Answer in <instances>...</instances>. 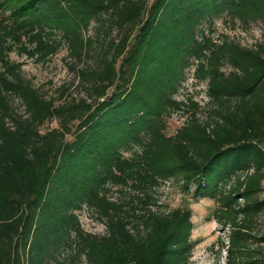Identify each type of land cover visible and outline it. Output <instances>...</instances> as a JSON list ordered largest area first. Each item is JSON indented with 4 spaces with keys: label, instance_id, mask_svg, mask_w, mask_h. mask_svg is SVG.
<instances>
[{
    "label": "trees",
    "instance_id": "obj_1",
    "mask_svg": "<svg viewBox=\"0 0 264 264\" xmlns=\"http://www.w3.org/2000/svg\"><path fill=\"white\" fill-rule=\"evenodd\" d=\"M6 12L0 264H192V209L155 208L169 179L214 202L209 218L229 230L224 264H264V42L205 33L218 18L264 23V0H0ZM64 44L84 64L85 93L57 103L9 53L45 61ZM192 65L207 81V119L175 97ZM189 108L168 135L167 118ZM84 208L103 234L83 229Z\"/></svg>",
    "mask_w": 264,
    "mask_h": 264
},
{
    "label": "rangeland",
    "instance_id": "obj_2",
    "mask_svg": "<svg viewBox=\"0 0 264 264\" xmlns=\"http://www.w3.org/2000/svg\"><path fill=\"white\" fill-rule=\"evenodd\" d=\"M9 12L0 13V23ZM87 35L96 37V31L90 26ZM216 41L224 39L234 40L243 46H254L264 42V23L253 22L241 24L240 22H224L222 18L215 20L211 28L205 30ZM9 58L13 62L22 64L20 73L30 81L33 87L37 88L45 98H53L57 103L70 101L74 98L82 97L85 90L78 70L82 62H76L71 56L66 44L49 56L45 61L38 60L36 56H29L25 53L19 54L17 50L9 53ZM195 66L186 68L175 94L177 99L188 101L192 98L198 102V110L188 109V111H175L167 118L166 132L173 134L186 121L187 115L192 111L198 112L200 117L207 119L212 112V104L207 95V81H200L194 76ZM225 71L231 69L230 66H223ZM15 107L21 111L23 108L19 100L14 101ZM57 122L54 120L47 123L43 129L55 127ZM264 185V182H263ZM264 197V190L261 192ZM176 207H189L193 215L192 237L195 248L192 254V264H224L225 247L222 241H228V228L223 227L215 218H209L214 210L215 204L212 200L195 195V185H190L189 190L185 189L176 179H169L162 183L158 188L157 208L161 211H168ZM80 223L87 232L101 235L105 232V225L99 220L97 215L91 210L84 208L78 212ZM258 232L264 234V215L257 223ZM80 264H86L84 262Z\"/></svg>",
    "mask_w": 264,
    "mask_h": 264
}]
</instances>
